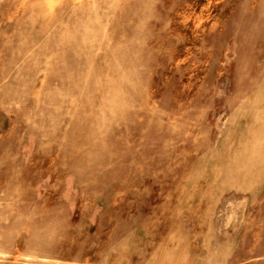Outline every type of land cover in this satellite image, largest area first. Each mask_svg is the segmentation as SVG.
<instances>
[{"label": "rangeland", "instance_id": "374dc122", "mask_svg": "<svg viewBox=\"0 0 264 264\" xmlns=\"http://www.w3.org/2000/svg\"><path fill=\"white\" fill-rule=\"evenodd\" d=\"M0 264H264V0H0Z\"/></svg>", "mask_w": 264, "mask_h": 264}]
</instances>
